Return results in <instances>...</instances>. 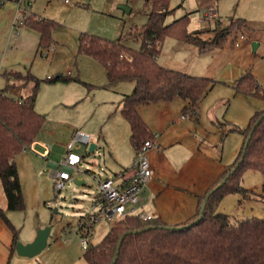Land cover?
Returning a JSON list of instances; mask_svg holds the SVG:
<instances>
[{"label": "rangeland", "instance_id": "1", "mask_svg": "<svg viewBox=\"0 0 264 264\" xmlns=\"http://www.w3.org/2000/svg\"><path fill=\"white\" fill-rule=\"evenodd\" d=\"M123 1L103 0V11L94 14L88 8L91 3L95 5L93 0H23L22 7L27 11L47 16L59 23L52 32L55 47L49 49V52L54 50V54L50 52L46 57L44 54L48 53V50L41 49L42 56L35 58L36 63L33 65L36 78H50L58 74L65 76L66 72L71 70L70 77L78 79L79 82H58L53 85L42 82L37 93L34 109L44 116L37 141L44 144L49 154L40 156L44 150L43 144H35L33 149L26 150L17 157L21 159L17 168L25 209L13 211L7 214V217L18 230V242L29 239L33 233L35 235L37 230L44 227H50V232L44 250L32 258H19L20 264H86L82 258L84 249L80 246L75 228L80 217L98 211L99 207L95 203L96 180L114 176L118 165L128 166L133 163L135 155L128 140L129 125L120 114V103L117 104L121 98L117 88L132 86V83L118 82L112 88H105L107 79L103 66L90 56L79 54L76 49L79 28L82 31L86 29L112 36L110 40H115L123 33L121 42L127 47L138 48L139 43L130 38L127 31L131 24L139 28L145 23V17L142 15L148 12L146 1L126 0L129 5H133L130 15L121 13L118 7ZM83 3L88 6L82 8ZM213 5H217V14L220 17L218 20L221 22L217 29L210 21L198 22L204 13L212 10ZM169 9L171 13L165 24L188 15L189 32L210 26L211 31L198 35L204 41L212 39L218 29L222 30L229 24V17L244 18L248 28L241 32L238 30L231 36L240 44L239 48L233 47L236 54L234 62L246 59L252 65L251 62L264 55V3L257 0H172ZM240 35L244 37L243 40H239ZM254 42L259 43V47L253 53ZM163 46L157 62L169 69L196 74L194 68L210 60L204 56L197 60V47L178 40L166 39ZM223 49L231 50L230 44L226 43ZM223 49H213L212 54L208 56L216 55ZM86 83L94 86L91 91L84 87L83 84ZM31 85L28 84L20 93H27ZM217 88L219 89L213 93L209 92V96L204 100L200 119L195 125L191 123L196 132L188 136L179 130L180 125L170 126L171 128L164 132L163 139L184 135L180 143H165L161 146L159 152L164 157L160 182H165L166 177H175V184L183 183L188 185L192 193H201L210 186V183H205L207 174L215 175L213 180L216 179L238 155L242 136L227 132V123L245 127L248 121L243 118V109L249 107L252 113H255L264 108V103L244 96L234 100L230 95L231 90L221 86ZM241 100H245V103ZM113 108L117 111L114 112ZM153 108L148 105L142 109ZM110 110H113L114 114L106 115ZM76 131L88 135L89 145L94 144L96 148L93 153L89 152V145H80V148L74 149V152L83 157L79 168L82 173H74L64 189L57 193L53 188L52 165L57 166L64 159L66 147ZM176 168L182 169V172L176 173ZM85 169H89V172ZM242 187L253 194H228L222 198L218 212L229 215L234 224L245 219L264 218V177L259 172L246 170L242 176ZM170 193L173 192H169L168 200L174 197ZM182 196L189 200L191 197L192 204L197 205V200L192 196ZM187 199L186 206L189 203ZM175 211L178 213V210ZM189 215L185 213L174 220L179 222ZM110 227L111 224L107 222L98 224L93 230L90 245L99 243Z\"/></svg>", "mask_w": 264, "mask_h": 264}, {"label": "trees", "instance_id": "2", "mask_svg": "<svg viewBox=\"0 0 264 264\" xmlns=\"http://www.w3.org/2000/svg\"><path fill=\"white\" fill-rule=\"evenodd\" d=\"M145 1L147 21L143 26H132L127 31L128 36L139 43L138 48L127 47L120 40L111 42L101 36L85 33L80 35L77 47L79 54L88 55L103 66L107 79L105 88L118 82L133 83L131 93L120 100L119 109L129 125L128 140L135 151L152 137L138 113V107L180 98L186 102L183 114L195 122L201 100L216 83L210 77L189 76L161 67L156 59L162 51L164 40L173 39L194 45L202 53L223 49L226 43L233 47L236 39L231 38L232 34L247 28L244 20H231L212 39L204 41L198 35L205 30H187L190 19L188 15L165 24L171 13L169 7L172 0ZM22 24L39 35L37 50H46L53 45L52 31L57 26L55 21L27 17ZM3 78L6 86L0 90V182L6 197L7 211H23L25 205L15 157L30 149L42 129L44 116L34 109L40 85L42 82L53 85L79 80L59 74L36 79L29 72L24 75L8 72L3 74ZM28 84H32L28 93L23 98L19 97L18 90ZM83 85L88 90L92 88L89 84ZM232 90L235 94L264 102V89L251 69H247L232 84ZM259 118L242 161L232 171L242 157L248 133ZM228 131L242 136L239 153L212 186L197 195V206L192 217L181 224L171 225L158 218L144 221L139 217L125 216L111 225L99 243L84 249V262L109 264L121 236L125 234L113 264H264V218L245 219L234 224L229 215L218 212L222 198L228 194H253L242 187V176L246 170L259 172L264 177V109L252 114L245 127L230 124ZM224 178V184L214 190ZM207 195L202 217L198 219ZM0 220L5 223L12 236V256L16 252L18 230L1 210Z\"/></svg>", "mask_w": 264, "mask_h": 264}, {"label": "crops", "instance_id": "3", "mask_svg": "<svg viewBox=\"0 0 264 264\" xmlns=\"http://www.w3.org/2000/svg\"><path fill=\"white\" fill-rule=\"evenodd\" d=\"M257 1L264 3V0H257ZM93 2H95V5H93L92 3L91 4L89 3L90 5L88 7L92 11V13L99 14V11H101V10L103 11V7H105V2H103V0H93ZM128 2L129 1L124 0L122 3L118 4L119 5L118 7L121 10V13H125V14L130 15V13L133 12V8H132L133 5H129ZM22 3H24L23 0H0V90L4 89L6 86V82L3 78L4 73L17 72V73H20L21 75H24L26 72H29L31 75H33L36 78V76L34 75L35 66L33 65V63H36L34 61H35V58L37 56H39V55L42 56L43 51L37 50L39 35H37V33L35 31L31 30L25 24H22L23 19H26L27 17H35L37 19L38 18L49 19V20L55 21L57 24H59L55 19L48 18L47 16H42L38 13L36 14L33 11H27L25 9V7L24 8L22 7ZM86 6H88V5H86L85 3H83L81 5L82 8L86 7ZM147 13L148 12H145L142 15L145 17V22L147 21V18H148ZM208 13L213 14V16H208ZM90 17H91V15H90ZM218 18H220V17L217 14V5L216 6L213 5L212 10L204 13L203 18H199L198 22L203 23V22L208 21V23H209V21H210V24L215 25V28L217 29V27L221 24V22L218 20ZM229 18L231 20L242 19L245 21L244 18H238V19H234L233 17H229ZM132 26H134V25L131 24L129 26L128 30ZM201 30H205L204 33L211 31L210 26L201 28L198 31H201ZM219 31H221V29H218L217 33ZM84 33L88 34V35H95L98 37L101 36L105 40L111 41V42H115L117 40H120V42H121L122 35H123V33H121V34H119V36L117 38H115V40H110L112 36H108V35L103 34L101 32L98 33V32L89 31L86 29H84V31H82L81 28H79V37H80V35H82ZM241 36L242 35L239 36V40L244 39L243 36H242V38H240ZM165 40H164V42H165ZM171 40H173V39H171ZM78 42H79V38H78ZM164 42H163V44H164ZM235 43L238 44V41L235 40ZM235 43H234L233 47L239 48L240 44H238L239 47H235ZM163 44H162V49L164 47ZM53 46H54V44L51 47L46 49V50H48V53L46 52L44 54V56L48 57L50 52L52 53V55L54 54L53 53L54 50L49 52V49L50 48L53 49ZM77 47H78V43H77ZM233 47H231V50L223 49V51H220V53H217L216 55H210V57L208 56V54H212L211 51H213V50H208V51L202 52V53H200L197 50V53L199 54V55H196V56H198L197 60H199L198 58H200V60H201L204 57H206L210 60H208L205 63H201V65L196 66L194 68L195 71H197V72H195L196 74L187 73V72H184V73L189 75V76H201V77L212 78L213 80H215L216 83L209 89L210 93H213L214 90L219 89L217 87L221 86L224 89L226 88L228 90H231V93H232V94L230 93V95H232L231 97L234 98V100H237L236 98H240V96H244V95L235 94L234 90H232V84L235 81H237L247 69H251L252 74H254V76L256 77L259 85L262 87V89H264V55L260 56L258 59H255L253 62H251L252 65H250L249 61L246 59L241 60L237 63V62H234V60H233L236 57V54L234 53ZM258 47H259V43H258ZM201 56H204V57H201ZM157 59H156V62H157ZM157 63L159 64V62H157ZM160 66L162 67L163 65H160ZM163 67H165V66H163ZM165 68H167V67H165ZM167 69H169V68H167ZM171 70H174V69H171ZM103 71H104V75H105L104 68H103ZM174 71H177V70H174ZM178 71H179V69H178ZM71 74H72V71L68 70L66 72L65 76L70 77ZM46 78H47V76H46ZM105 79H106V77H105ZM86 84H88V83H86ZM89 85L92 86V88L94 87L91 84H89ZM27 86L18 90L19 97L23 98L28 93V92L24 93V94L20 93V91H23ZM112 87L113 86L108 87V88H112ZM118 87H120V86H118ZM132 88H133V83H132V86H125V87L122 86L120 88H117V90L121 94V98L117 101V104L120 103V100L122 99V97L124 95H129L131 93ZM91 89H90V91H91ZM209 92L206 94V96L201 100V102L199 104L200 108H199V114H198L197 120L200 119L199 118L200 113H201V110L203 109L202 105L205 103L204 100H206L207 96H209V94H210ZM226 95H228V93ZM231 97L229 96V98H231ZM244 97H247V96H244ZM220 100L221 99H219V101ZM241 101L244 102L245 100H241ZM260 102H262V101H260ZM244 103H242V104H244ZM262 103H264V102H262ZM112 105L114 106V104H112ZM149 105H152L154 107L153 110L142 109L143 107H147V106H140L137 108L138 113H139L141 119L143 120V123L146 125V127L148 129V132H150V134H152L151 139H154L155 144L157 146V148L149 149V151L147 152V155H149V157H148L149 164H150L151 170H153V175H152L150 182L147 184V187L145 188L144 192L142 193L143 204H147L146 206L143 207V210L146 213H148L149 215L154 216V218L160 219L165 224H171V225L181 224L183 221H186L187 219H189L190 217L193 216V214L195 213V210H196V206H197V205L192 204L191 197L189 200L182 195H184V194L190 195V196H192V198L198 200L197 195L204 193L210 186H212L213 182L223 173V171L227 167H225V169L214 180H213V178L215 175L207 174V179L205 180L206 181L205 183H210V186H208L201 193L200 192H197V193L193 192L192 193L190 191L188 185H183V183L181 185L175 184V182H174L175 177L174 178H167L166 177L165 182L164 181L160 182L159 177H160V173H161V170L163 167V161L162 160L164 157V155L159 152L161 146H164L165 143H169V144L174 143V142L180 143V139H182V137L184 135V134H180L177 137H171L168 139H163L164 132L169 130L171 128L170 126H179L180 125L179 130L181 129L183 131V133H185L186 135L189 136L190 133L196 132V129L194 128V126H192V124L195 125L197 120L194 122L190 117L185 116L183 114V109L186 106V102L180 98L179 99L175 98L171 101H163V102H158V103L149 104ZM34 108H35V106H34ZM113 110H114V112L117 111L115 108H113ZM113 110L107 111L106 115L111 116L112 114H114ZM151 114H153V115H151ZM252 114H254V113H252V111L249 109V107L248 108L246 107L243 109V118H247V121L250 118V116H252ZM229 126H230V123H227V128H226L227 132H228ZM242 141H243V138H242ZM35 144H40L37 141V138L29 150L33 149V146ZM42 144L43 143H41L40 145H42ZM241 145H242V143H241ZM43 147H44V150L42 151L40 156H42V155L48 156L49 152H48L47 148L44 146V144H43ZM163 149H164V147H163ZM46 150H47V153L45 152ZM21 154H19V155H21ZM134 154H135V150H134ZM19 155H17L15 157L16 166L18 163H19L18 165H20L19 160H21V159H17V157ZM26 161L29 162V159H27ZM131 164L128 166L127 165L126 166L118 165L119 168L116 169V171H117L116 174L119 172V170L125 169V168H128L129 166H131ZM183 167H184V165H183ZM52 168L54 169L55 165H52ZM176 169H177L175 171L176 173H178L179 171H180V173L182 172V169H178V168H176ZM17 170H18V168H17ZM193 170H196V169H193ZM162 178H164V177H162ZM170 190H172V191H170ZM169 192H173V193H170V194H173L172 196H174V197H172L171 200L167 199ZM22 194H23V191H22ZM177 196H179V197H177ZM185 199H187L189 202L187 206H186V200ZM0 210L2 212H4L6 217H7V214L11 213V212L7 211L6 197L4 194V190L2 189L1 182H0ZM175 210H178V213ZM184 212L187 214H190V215L188 217H183L181 220H179V222H175L174 218L182 217L185 214ZM7 219H8V217H7ZM8 221H9V219H8ZM11 224L14 226V224L12 222H11ZM35 236L36 235H34V233H33V235H31V237L29 239L26 238V240L21 241L22 244L29 243L30 241H32L34 239ZM11 243H12V236H11L8 228L6 227L5 223L0 220V264H12L14 262L20 264L21 259H19V258H21V256H18L16 252L14 253V255L10 256Z\"/></svg>", "mask_w": 264, "mask_h": 264}, {"label": "built area", "instance_id": "4", "mask_svg": "<svg viewBox=\"0 0 264 264\" xmlns=\"http://www.w3.org/2000/svg\"><path fill=\"white\" fill-rule=\"evenodd\" d=\"M208 16H213V14L208 13ZM235 47H239V45L235 43ZM89 140L88 135L76 132L67 145L64 159L52 171L53 188L57 193L64 189L66 182L73 178L74 173H82L79 168L83 157L74 152V149L80 148V145L88 146ZM153 148H157L154 139L145 141L135 151L131 166L119 170L112 177L96 180L95 203L99 207L98 211H92L80 217L75 228V234L79 235L80 246L83 249L90 245V239L94 234L93 230L98 224L107 222L114 225L125 216L139 217L144 221L154 218L143 210L147 204H143L142 201V193L153 175L146 154L149 149ZM45 152L47 153V150ZM85 171L89 172V169H85ZM100 171L103 170L100 169ZM92 178L95 179L93 174Z\"/></svg>", "mask_w": 264, "mask_h": 264}, {"label": "water", "instance_id": "5", "mask_svg": "<svg viewBox=\"0 0 264 264\" xmlns=\"http://www.w3.org/2000/svg\"><path fill=\"white\" fill-rule=\"evenodd\" d=\"M257 47H258V43H255V42L252 43V52L253 53L256 51ZM259 121H260V118L258 119V121H256V124L251 128L250 132L248 133L247 138H246V140L244 142L243 151H242L243 152L242 153V157L237 162V164L234 166L232 171H235L238 168L237 166L239 165V163L242 161V158H243L244 153H245L244 150H245V148H246V146H247V144H248V142H249V140L251 138L252 132L257 127V124L259 123ZM95 148H96V146L94 144H90L89 145V152L93 153ZM225 180H226V178H224L220 182V184L217 185L214 188V190L220 188L224 184ZM209 194H211V193H209ZM208 195L205 197V201L201 205L198 219H200L202 217V213H203V210L205 208ZM198 219H197V221H198ZM49 232H50V227H44L43 229L37 230V232L35 234L36 236L29 243L22 244L21 242H17L16 245H15V251H16L17 255L21 256V257H25V258H32V257H35V256L39 255L44 250L45 246L47 245ZM124 235L125 234H123L121 236V238H120V240H119V242L117 244V247H116L117 248L116 253H115L113 259L111 260V262L109 264H113L115 262V260L117 259V255H118V252L120 250L119 247H120V244H121V240H122Z\"/></svg>", "mask_w": 264, "mask_h": 264}]
</instances>
